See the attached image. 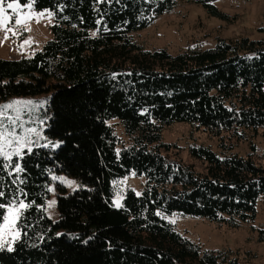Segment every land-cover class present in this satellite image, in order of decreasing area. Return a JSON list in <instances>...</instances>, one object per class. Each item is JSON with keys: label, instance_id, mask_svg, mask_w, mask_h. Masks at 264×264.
<instances>
[{"label": "trees", "instance_id": "1", "mask_svg": "<svg viewBox=\"0 0 264 264\" xmlns=\"http://www.w3.org/2000/svg\"><path fill=\"white\" fill-rule=\"evenodd\" d=\"M18 1L54 12L53 38L30 57L0 58V104L50 96L40 113L46 141L11 161L0 156V225L10 205H28L0 264H242L233 250L186 238L167 215L233 228L257 218L264 201L257 145L247 156L231 150L264 128V39L219 38L212 48L172 54L136 37L180 2L232 20L216 0ZM177 122L218 137L223 154L191 144L202 169L172 155L178 147L163 132ZM131 172L146 177L145 188H128L117 207L114 182ZM52 173L83 184L72 192L58 185L56 220L45 209Z\"/></svg>", "mask_w": 264, "mask_h": 264}, {"label": "rangeland", "instance_id": "2", "mask_svg": "<svg viewBox=\"0 0 264 264\" xmlns=\"http://www.w3.org/2000/svg\"><path fill=\"white\" fill-rule=\"evenodd\" d=\"M11 2L13 0H5V7ZM19 4L22 12L31 13V18L22 26L16 25L15 15L9 10L13 21H10L7 27L12 31H6L5 28L0 27V58L30 57L53 38L51 26L55 22L54 12L49 9L37 10L33 3L19 2ZM28 4H31V8L26 7ZM215 4L229 14L232 20L228 21L209 15L203 4L180 2L173 11L156 19L151 26L138 32L136 37L148 49L166 48L172 54L188 48H212L219 38L234 39L247 36L254 40L264 39V0H216ZM49 96L50 94L12 97L0 104V131L14 133L15 136L24 138L26 142L30 141L27 147L21 148L20 154L24 149L46 141V122L40 113L45 108ZM112 124L116 132L123 136L124 130L121 125L116 121ZM30 129H35V132H30ZM9 139H13V143L6 151L13 152L19 145L14 137L10 136ZM163 140L177 145L178 148L171 152L172 155L185 163L196 165L199 169H202L201 163L189 154L191 144H205L223 154L218 137L186 122H177L167 127L163 132ZM53 144L59 145L60 142ZM253 144L257 145L254 157L264 166V128L259 130L257 136L236 144L231 151L247 156L252 152ZM59 184L63 185L68 192L83 186L75 177L63 173H52L51 195L46 202L45 209L48 216L54 220L59 218L57 207ZM145 185L146 177L136 175L134 172L115 181L114 204L116 206L119 204V207L123 205L128 188L141 194ZM23 210H20L19 217ZM6 215H8V208ZM167 219L175 224L183 236L205 249H230L235 252V256L242 264H264V241L259 238V229L264 228L263 198L258 200L255 221L242 223L236 228L225 224L218 225L204 217L180 213L167 215ZM18 220L19 218L14 225V230L19 232L20 237ZM4 239L10 242L11 236L5 235ZM14 243L10 246L13 247ZM8 246L6 244L4 248Z\"/></svg>", "mask_w": 264, "mask_h": 264}, {"label": "snow or ice", "instance_id": "3", "mask_svg": "<svg viewBox=\"0 0 264 264\" xmlns=\"http://www.w3.org/2000/svg\"><path fill=\"white\" fill-rule=\"evenodd\" d=\"M26 7L31 8V4L26 5ZM9 10L15 15L14 23L16 25H24L25 22L31 18V13H24L21 10V6L18 0H13L11 3H7L5 7V0H0V27L5 28L6 31H12L7 27L10 21H13V16L9 14ZM27 30V29H25ZM15 34V32H13ZM25 43H29V41H25ZM30 132H35V129H30ZM14 137L15 141L18 143L19 147H17L13 152L6 151L8 147H10L13 143V139H9V137ZM30 141L26 142L24 138L15 136L14 133H7L6 131H0V156L4 157L6 160L11 161L13 155H19L22 147H27V144ZM59 145H53V147H58ZM31 149L29 148V151ZM11 167L12 165H7ZM16 172L21 171L19 165L15 166L14 169ZM4 193L0 191V196H3ZM120 205L117 204V207ZM3 207V205H0ZM28 205L20 202L19 205H10L8 207V215L4 216V223L0 225V249L4 248L5 245H9L7 247L8 251H12L11 243H14L15 240L19 238V232L14 230V225L16 224L17 219L19 218L20 210L25 209ZM5 235L11 236V241H6L4 239Z\"/></svg>", "mask_w": 264, "mask_h": 264}]
</instances>
